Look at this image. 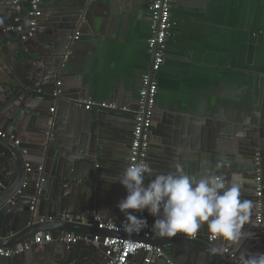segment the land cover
Segmentation results:
<instances>
[{
    "label": "crops",
    "instance_id": "obj_1",
    "mask_svg": "<svg viewBox=\"0 0 264 264\" xmlns=\"http://www.w3.org/2000/svg\"><path fill=\"white\" fill-rule=\"evenodd\" d=\"M5 1L0 0V97L5 98V107H10L22 97L21 92L24 99L32 92L45 99L38 104L46 111L40 116L36 111L26 114L19 109L15 121L0 125V132H12L28 148L33 169L26 176L28 188L18 206L3 210L0 231L2 228L8 239L25 228L22 212L41 177L45 183L35 213L43 215L44 201L56 190L69 188L67 212L74 209L76 217L118 220L123 186L115 180L128 159L137 92L151 61L146 45L147 0H42L36 35L25 42L18 35L3 32L2 26L15 24ZM170 11L171 37L157 74L147 158L151 171L144 182L175 172L178 165L188 175H201L209 169L238 183L241 198L254 205L252 180L257 169L248 153L261 143L264 168V0H172ZM20 14V26L25 30L24 10ZM75 32L80 35L72 41ZM55 90L63 93L60 103L46 100ZM76 99L115 103L128 111L93 110L85 114L73 107ZM48 108L54 109L55 132L61 136L58 145L74 153L79 150L74 157L78 162L75 174L70 173L66 184L60 185L58 180V153L45 160L34 148L44 138V117L51 114ZM38 166L42 173L36 170ZM141 215L153 224L154 218L147 211ZM262 224L257 226L253 207L250 223L244 228L251 238L238 245L223 239L214 245L239 257L242 252L264 253L260 248L263 240L256 242L262 239ZM208 233L205 226L196 236L202 239ZM101 235L111 236L106 232ZM148 243L164 248L157 240ZM64 245L57 239L46 249L0 264H43L38 260L42 251L47 257L59 253L53 264H104L100 252L91 259L93 246L85 240L71 244L70 250H64ZM141 259L139 255L133 262ZM175 263L201 264V260L193 256L187 263L175 258Z\"/></svg>",
    "mask_w": 264,
    "mask_h": 264
},
{
    "label": "water",
    "instance_id": "obj_2",
    "mask_svg": "<svg viewBox=\"0 0 264 264\" xmlns=\"http://www.w3.org/2000/svg\"><path fill=\"white\" fill-rule=\"evenodd\" d=\"M12 1L13 0L5 1L4 6L11 8V10L8 13L12 15V18H14L15 24L13 25L9 24L7 26L4 25L2 26V29L5 35L16 37L18 34L15 31V29L21 25V23L19 22L21 14L20 11L18 12L17 10H15V8L12 5ZM2 87L3 86H1V88ZM51 94L52 92H49L50 97ZM20 95L22 97L17 98L16 99L17 102H11L10 107H5L4 105L5 98L0 97V125L7 126L11 124L13 121H15L19 109H22L26 114L30 113V111L33 110L36 111L35 113H37L38 115L43 116L40 114V112L43 111L45 112L46 110L43 109V107L38 104L39 103L38 100H45V99L34 96L32 92L29 93V97L27 96L26 99H24L25 96L24 93L21 92ZM62 96L63 93L60 91V94L58 95L57 98L51 97L46 100L60 103L61 102L60 99ZM74 101L75 102L72 103L73 107L76 110L82 112L83 110H79L75 105L77 99ZM51 104L52 103H50V105ZM50 109L51 108H48L47 110L50 111ZM83 113L88 114L90 112L83 111ZM52 114L53 113L49 114V116L47 115L46 117H44L46 123L43 132L44 138H41L40 143L37 144V146L35 145L34 148L39 152V157L40 154H42V158H44L45 160L54 156L55 153H58L57 155L58 176H59L58 180L61 185V183L62 184L67 183V181L70 179V173L73 174L72 176H74L75 174L74 165L76 166L78 164V162L74 161V157L79 153V150L77 148L76 152L74 153V151L71 152V148L58 145V138L61 136L57 135L55 132V128H54L55 120L54 117H52ZM132 126H133V122H132ZM70 139L73 141V138ZM261 147H262L261 143L260 145L255 144L252 151H250L248 154L252 156L253 167L259 169L261 171V175L264 176V168L262 167L263 161H262ZM22 151H26V154H23ZM61 151H64V153H62ZM257 155L259 156L257 157ZM257 159H258V166L255 165ZM26 165H28L30 171L27 170ZM124 166L126 168L127 162L124 163ZM38 167H36V170ZM32 170L33 169L28 162V148L25 145L21 144L20 142V144L15 147L11 143L0 139V185H1L0 216L2 215V212L3 210H5V208L11 209L18 206L17 204L20 196H18L16 193L21 187V185L25 183L27 174L31 173ZM255 176L256 174L254 173L253 179ZM70 181L72 183H78L74 179H71ZM252 188L254 189L253 186ZM68 190L69 188L67 190L66 188H61L60 190H56L54 192L53 197H49L46 201H44L46 204V210L44 211L43 215L40 213L30 212L29 202H28L27 208L22 212V225H25V228L17 231L15 234H13L12 237L8 239L5 238V236L3 235L2 233L3 230L1 228L0 247L2 248L14 247L27 240H30V238H32L37 232L40 231L44 233H51L53 241H56L65 233L81 235L85 237V241H90L93 236H99L101 233L105 232L97 229V223H92L93 217L90 215L86 216L79 214V216H77V217H83L85 219L84 224L69 222L68 220H66L65 217L71 220H74L76 218L74 209L72 212H67L65 210V203L69 196ZM33 194L31 196H33ZM40 196L38 197V200L39 198H42ZM41 218L44 219L43 222L39 221V219ZM262 223H263L262 227H259L260 228L259 235H261L260 237L262 239H257L256 241L257 243H260L261 240H263L264 242V211H263ZM107 234H110L111 236L119 235L123 238L142 241L141 238L127 237L125 235L114 234V233H107ZM209 235L210 234L208 233L206 237L202 239L201 238H196V239L150 238L145 241L150 242L157 240L158 242L164 244V248H162L163 257L156 259L154 262L157 261V262H162L163 264H167L166 260H168L175 263V258H176L178 261L182 259V261L189 263V259L195 256L198 257L199 260H201V264H241L239 256L236 252H233L223 246L216 247V245H214L221 243L222 239H217L213 243L208 242L207 238ZM42 248L46 249L47 247L43 246ZM63 248L64 250H70V248H72V245H66V246L64 245ZM165 248H167V250ZM260 248L264 250V243ZM39 249L40 247L38 245H33L23 254L15 255L12 258H0V262L1 261L6 262L9 260H19L23 256H25L27 252L39 250ZM91 249L94 251L91 255V259H95V257L93 256H95L100 252L105 261L103 248L95 249L91 247ZM56 255L57 256L54 257L48 255L47 257V254H44V251H42L38 257V260L43 264L45 263L53 264L59 258V253Z\"/></svg>",
    "mask_w": 264,
    "mask_h": 264
},
{
    "label": "built area",
    "instance_id": "obj_3",
    "mask_svg": "<svg viewBox=\"0 0 264 264\" xmlns=\"http://www.w3.org/2000/svg\"><path fill=\"white\" fill-rule=\"evenodd\" d=\"M42 0H13L12 5L18 12L24 10L26 29L17 27V32L22 42L27 41L36 35L38 28V21L41 18V5ZM171 2L172 0H147V10L149 17V37L146 45L148 54L150 56V65L148 72L141 78L140 88L137 92L136 111L133 114V126L129 142V155L127 160V166L133 163H147L149 155L152 127H153V113L155 110V100L158 90L157 74L164 64V56L166 50L167 40L171 37L172 19H171ZM23 4L25 5L23 9ZM79 32H75L71 36L72 41H77L79 38ZM38 93H41L38 90ZM60 94V90L52 92L51 97L57 98ZM79 110L85 112L97 111H118L127 112L128 109L123 106H118L115 103L107 102H94L92 100H77L75 103ZM54 109L50 110L53 113ZM0 139L11 143L13 146L20 144L16 136L12 132H0ZM26 154V151H22ZM126 166V167H127ZM256 166H258V159L256 160ZM28 171V165H26ZM38 173H42L43 168L40 166L37 168ZM256 176L252 180L254 187V212L255 222L258 225L262 224L263 211H264V176L261 175L259 169L255 172ZM45 183L44 178H40L34 185L35 193L29 199V211L34 213L38 197L42 193V185ZM1 187V185H0ZM28 188V183H23L17 191L18 196H22L24 191ZM126 196V190L123 187V198ZM137 216H141V213H135ZM69 222H76L84 224L85 219L83 217H76L74 220L68 219ZM43 222V219H39ZM92 223H97V229L105 231L106 233L121 234L127 237L141 238L142 241H137L129 238H123L119 235L116 236H93L90 241H87L94 248L104 249V264H152L156 259L163 257V251L161 247H157L149 244L145 240L150 238H185L196 239L194 237H186L182 234H177L174 237H160L154 233L151 225L144 228L139 232H130L126 229V219L124 214L118 220L102 221L98 217L92 219ZM85 240V237L72 233L63 234L58 241L61 244L71 245ZM208 242L213 243L217 239H213L211 235L207 238ZM53 242L52 235L50 233H37L30 240H27L12 248L0 247V258H12L15 255L23 254L31 246L38 245L40 248L47 246ZM139 255H142V259L137 262H133ZM167 264H175L172 261L167 260Z\"/></svg>",
    "mask_w": 264,
    "mask_h": 264
},
{
    "label": "clouds",
    "instance_id": "obj_4",
    "mask_svg": "<svg viewBox=\"0 0 264 264\" xmlns=\"http://www.w3.org/2000/svg\"><path fill=\"white\" fill-rule=\"evenodd\" d=\"M150 171L147 163L129 164L115 180L126 190L117 207L128 231L139 232L149 226L146 218L135 214L147 211L154 218L151 228L160 237H194L206 226L213 239L232 245L251 238L244 228L250 223L254 205L241 198L238 183L209 169L201 175H188L178 165L175 172L156 175L146 184ZM239 259L241 264H264V253L242 252Z\"/></svg>",
    "mask_w": 264,
    "mask_h": 264
}]
</instances>
